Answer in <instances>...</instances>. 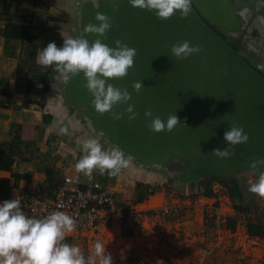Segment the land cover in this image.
<instances>
[{"label": "rangeland", "instance_id": "obj_1", "mask_svg": "<svg viewBox=\"0 0 264 264\" xmlns=\"http://www.w3.org/2000/svg\"><path fill=\"white\" fill-rule=\"evenodd\" d=\"M78 2H81L82 6L78 7L76 5ZM116 2L119 7L118 10L113 11L111 0H100L99 9H94L91 3L85 4L84 0H0V29L9 19L12 23L30 25L34 33L46 27H53L63 31L66 38L84 36L91 42V34L84 33L83 28L89 23H98L95 16L99 11L109 17L112 28L108 33H113L116 40L133 39L145 33L146 28L139 23V20L135 19L134 23L130 19V17L134 18L133 13L137 8L131 7L128 0H116ZM260 4L264 3L260 0H192L191 14L218 40L220 45L257 78L264 89V71L256 67L257 64L264 63V20L261 19L264 17V7L258 8ZM244 9L248 11L241 16L240 13ZM142 13L151 12L142 10ZM52 18L60 22L50 21L49 19ZM33 63L46 68L37 64L36 58ZM20 67L26 68L28 64L22 61ZM51 73L52 76H57L53 67ZM77 79L78 75L64 83L56 77L58 87L56 96L60 99L56 106L43 103L45 98L40 89L34 94L36 96L34 102L41 105H38L36 110L46 106L45 108H51L55 112V119L50 124L52 130L61 122L68 125L67 115L73 116L80 123L109 125L114 135L117 134L118 143L124 144L121 147L126 154L132 153L138 161L146 164L150 171L156 173V179L159 176L165 180L169 179V182L163 186L153 183L150 188L151 194L159 192L162 187L168 194L172 192L181 194L185 191L184 187L188 188V193L206 192L204 184L211 177L226 182L235 179L239 186V195L236 198L230 197L226 186L216 181H212L211 185L216 184L227 190L226 203H229L227 207L232 208L235 214H239L235 206L240 205L242 211L250 214L251 221L258 220L262 224V231L258 237L264 240V199L247 190L248 182L256 179L255 173L251 170H242L224 177L206 175L193 178L191 175L207 160L205 154L194 148L182 154L171 153L164 157L157 154L154 158L150 144L142 147L136 133L124 130L106 114H96L91 106L86 105L72 93L74 81ZM36 81L39 82V79ZM64 136L59 133L57 139L60 140ZM53 142L55 143L56 139ZM55 147L53 146L51 150L53 153ZM159 152L161 153V150ZM210 190L209 185L208 191ZM162 198L163 196H157L158 204ZM211 215H205L206 217L194 215L193 218L178 221L176 216L162 217L157 211L152 210L147 215L137 217L133 228H128L132 230L131 239H126L122 231L104 228L98 234H84L74 238L71 244L79 246L87 255L91 252L94 242L100 241L111 254L113 264H264V257L260 254L258 258L238 257L239 252L227 244L226 239H246L244 234L245 229L247 230L246 226L232 228L239 220L238 217L231 220L225 217L223 222L217 220L215 215ZM183 216L185 215L179 218ZM243 221L246 224L249 220ZM228 229H232L235 234L230 233Z\"/></svg>", "mask_w": 264, "mask_h": 264}, {"label": "clouds", "instance_id": "obj_2", "mask_svg": "<svg viewBox=\"0 0 264 264\" xmlns=\"http://www.w3.org/2000/svg\"><path fill=\"white\" fill-rule=\"evenodd\" d=\"M84 3H91L94 9L100 8V0H84ZM111 3L113 11L118 10L116 0H111ZM128 3L133 8L153 12L160 21L170 19L177 12L181 19L187 18L192 7V0H128ZM259 7H264V4L258 5ZM247 11L244 9L240 15L243 16ZM261 19L264 20V17ZM95 20L98 23L87 24L83 32L100 38L89 42L84 36H70L63 39L62 46L59 47L55 42L48 43L38 50L36 62L44 67H53L57 79L64 83L82 73L86 81L84 88L92 96L91 107L95 113H111L113 121H119L127 114L131 123L138 116L134 105L129 103L131 95L127 89L114 87L108 81L128 75L129 70L134 67L137 50L119 40L115 41V47L103 43L101 38H106L112 23L107 15L99 11ZM170 51L176 60H187L193 55H199L203 48L200 45L193 46L185 40L172 44ZM256 67L264 71V63H259ZM143 88L141 82L132 84L137 95ZM125 104L128 106L123 113L113 111L115 106ZM144 116L150 120L146 127L156 134L171 133L181 124L175 114H170L164 121L160 117L153 118L149 109ZM58 131L67 135L69 126L61 122ZM103 135L100 132L81 139L82 155L74 164L77 173L91 177L94 171H98L101 175L107 173L115 177L130 166L132 157L126 155L118 145H112L107 150L104 148L100 142ZM223 138L228 147L212 151V155L221 160L231 159L235 155V146L249 141L248 134L236 124L230 125ZM249 168L256 174V179L248 182L247 190L264 199V171L259 170L264 168V158H253ZM75 227L74 218L63 211H54L43 218L29 217L22 211L19 200H6L0 204V264H113L111 254L100 241L94 242L87 255L79 246L65 242Z\"/></svg>", "mask_w": 264, "mask_h": 264}, {"label": "water", "instance_id": "obj_3", "mask_svg": "<svg viewBox=\"0 0 264 264\" xmlns=\"http://www.w3.org/2000/svg\"><path fill=\"white\" fill-rule=\"evenodd\" d=\"M135 11L140 15H149L152 18L150 25L148 27L139 21L146 28V32L133 39L119 40L121 42L146 38L154 28L166 23L158 20L153 12L142 13L140 9ZM133 16L134 19L138 18L134 13ZM187 19L193 24L195 30L186 22L177 20L169 25L163 35L157 39L131 47L137 50L136 57L141 60V63H158L145 67V70L149 71V84L147 89L145 88L148 93L144 105L145 111L150 109L153 118L160 117L164 121L170 114H175L181 124L171 133H153L146 127L150 120L135 108L137 117L145 124L135 126L122 120L123 125L115 122L124 130L136 133L142 147L150 144L154 158L157 154L162 157L171 153L182 154L191 148L205 154L207 160L197 172L191 175L193 178L206 175L224 177L238 171L251 170L249 164L253 162V158H264V89L257 78L195 20L191 12ZM196 31L209 35L218 47L217 51L209 50ZM185 40L193 46L200 45L203 51L187 60H176L171 55V45ZM115 41L111 40L109 47H114ZM80 77L79 74L78 79L74 81V87ZM74 87L72 93H74ZM76 95L81 99L78 93ZM82 101L87 105V102ZM129 103L134 106L137 104L135 99ZM118 106L120 105L115 108ZM124 106L126 109L128 105ZM225 114L228 115L225 116ZM232 124L242 127L248 134L249 141L247 144L235 146L236 159L233 156L231 159L218 161L217 157L212 155V151L228 147L223 137L224 132ZM94 126L106 131L112 141L121 147L123 143H118L117 134L114 135L109 125L98 123ZM259 170L264 171V168Z\"/></svg>", "mask_w": 264, "mask_h": 264}, {"label": "crops", "instance_id": "obj_4", "mask_svg": "<svg viewBox=\"0 0 264 264\" xmlns=\"http://www.w3.org/2000/svg\"><path fill=\"white\" fill-rule=\"evenodd\" d=\"M260 1L264 3V0ZM25 59L26 44L14 40L7 41L0 36V89H4L6 92L4 96H0V102L4 104V107H0V148L2 149L0 154V204L6 200L14 199L19 194L28 193L33 188L50 193L60 187L63 175L73 174V166L82 155L80 150L82 138L103 132L104 135L100 142L104 148L107 150L110 146L116 145L106 131H102L88 122L80 123L71 115H67L69 133L64 134L62 139H57L58 127L54 130L50 128V124L56 116L55 112L51 108H45L46 106H42L39 110L35 109L40 104L34 102L36 100L34 94H37L39 89L42 93L43 85L31 77L28 67L19 69ZM27 80L33 82L30 92L25 91ZM43 98H45L43 103L47 102V105L56 106L59 103V100L55 102L54 99H47L44 95ZM44 113L53 117L49 125L43 124ZM50 143L52 146L49 147ZM53 146H56L54 153L51 151ZM120 148L125 153L122 147ZM126 155L132 157V162L118 176L112 177L107 173L101 175L98 171H94L91 177L82 174V187L88 186L93 181H99L109 193L115 196H120L122 193L125 195L124 200L119 203L121 209L135 206L145 210L143 215L151 213L153 207H172L177 209L178 216L183 214L188 216L193 213L195 217L198 215L206 217L212 216L211 214L214 213L211 210L214 208L213 206L220 205V209L225 211V217L230 220L238 217L239 220L232 228L245 226L247 228V223L244 225L242 222V213L235 214L232 208L227 207L229 203H226L228 194L225 188L220 189L219 185L212 184L210 185V195L206 194L205 197H201L198 191L188 193L187 187H184L185 191L181 194L174 192L168 194L163 187L159 192L151 194L150 188L153 183L163 186L169 182V179L165 180L160 176L156 179L154 171H150L133 155ZM147 192L149 194L146 195ZM140 194L143 195V199L137 202L136 199ZM157 196H163L160 204H158ZM213 210L215 211V209ZM249 218H251L250 214ZM110 226L117 232L123 231V228L127 229L129 234L125 236L126 239L132 238L130 234L133 225L122 221L116 223L113 219ZM226 228H228L227 225ZM78 237L80 236L73 232L69 233L67 236L69 244L72 239Z\"/></svg>", "mask_w": 264, "mask_h": 264}, {"label": "built area", "instance_id": "obj_5", "mask_svg": "<svg viewBox=\"0 0 264 264\" xmlns=\"http://www.w3.org/2000/svg\"><path fill=\"white\" fill-rule=\"evenodd\" d=\"M220 189L223 187L220 186ZM201 197L207 196L204 191L199 192ZM228 197V196H227ZM125 195L115 196L109 193L99 181H93L86 187H82V173H77L73 166L72 175H63L62 185L52 192H44L39 188H33L28 193H22L14 197L21 203L22 211L29 217L43 218L54 211H63L74 218L76 227L73 233L83 236L84 234L95 235L104 228H111L113 219L116 223L124 222L133 225L137 217L143 216L145 210L131 206L121 209L119 203ZM214 205V204H213ZM211 209L217 220L225 218V211L220 205ZM162 217H175L178 221L184 218H193L194 214L179 218L177 209L172 207H153ZM242 220L248 219L249 214L242 213ZM243 224L244 221H243ZM246 225V224H245ZM234 231V230H233ZM231 233L232 231L229 230ZM233 233V232H232ZM235 233H233L234 235ZM245 238L226 239L228 245L233 246L239 252L238 257L258 258L259 254L264 257V240L258 236L250 235L244 231Z\"/></svg>", "mask_w": 264, "mask_h": 264}, {"label": "trees", "instance_id": "obj_6", "mask_svg": "<svg viewBox=\"0 0 264 264\" xmlns=\"http://www.w3.org/2000/svg\"><path fill=\"white\" fill-rule=\"evenodd\" d=\"M50 21L60 22L58 19H49ZM0 36L4 40H14V41H20L21 43L26 44V59L25 63L28 64V73L31 75V77L35 79H39L42 87V94L46 96L47 99H54L55 102H57L58 99L56 96L58 87L56 85V75L52 76L51 68L52 67H46L42 68L35 63H33V60L37 56L38 50L42 49L43 47H46L48 43L55 42L57 46H62L64 37L63 31L53 28V27H46L43 28L41 31H38L34 33V30L32 27L26 23L24 24H16L12 23L11 20H7L5 23V26L0 29ZM20 69V66H19ZM33 87L32 80H27L25 83V91L30 92L31 88ZM5 90L0 89V96L5 95ZM0 107H4V104L0 102ZM43 124L49 125L53 117L50 114L44 113L42 116ZM2 153V149L0 148V154ZM212 181H216L220 183L223 186H226L229 191V195L232 198H236L239 195V186L235 179H229L228 182L219 179L217 177H211L209 178L208 182L204 184L206 190V194L210 195V192L208 191L209 185H211ZM203 186V185H202ZM143 199V195L140 194L136 201L140 202ZM235 210L241 214V213H247L242 211V207L240 205L235 206ZM247 223V231L250 235L259 236L262 231V224L256 220H250L248 219ZM123 236H127L129 234V231L127 229L123 228L122 231ZM67 243H69V240L66 239Z\"/></svg>", "mask_w": 264, "mask_h": 264}, {"label": "bare ground", "instance_id": "obj_7", "mask_svg": "<svg viewBox=\"0 0 264 264\" xmlns=\"http://www.w3.org/2000/svg\"><path fill=\"white\" fill-rule=\"evenodd\" d=\"M78 7L82 6L81 2H78L76 4ZM135 11V10H134ZM134 15L138 16V20L143 23L144 25H147L149 27L150 22H151V17L149 15H140V13L138 12H134ZM140 16V17H139ZM179 12H177L174 16H172L170 19L166 20L164 23V25L158 26L156 28H154L152 30V33L147 36L146 38H138V39H134V40H130L127 42H123L124 44H127L129 47H135V46H140L143 44H147L149 42H151L152 40L157 39L158 37L163 35V32L169 27V25L173 24L174 21L177 20H182L184 22H186L187 24H189V26H191L194 30L195 27L193 26V24L186 18V19H181ZM131 21L134 22L135 19L130 17ZM135 23V22H134ZM197 32V31H196ZM197 34L200 36L201 40L203 41V43L205 44L206 47H208V49H214L217 51L218 47L216 46L215 42L213 41V39L209 36V35H205L202 33H198ZM100 38L97 37L96 35H91L90 39L92 41H94L95 39ZM102 42L105 43L106 45H110V41L114 40L113 39V33H107L106 38H101ZM115 47V44H114ZM165 59L167 58V56H163ZM224 62V61H223ZM158 64L157 62H146V63H141V60L137 57H135L134 60V67L132 69L129 70L128 75L125 78L122 79H112L109 80L108 82L111 83L114 87L120 88V89H127L129 94L131 95L132 99L131 100H136L137 104L134 106L135 109H137L141 114H144L143 112L145 111L144 109V105L145 102L148 98V93L146 92L145 88L148 86L149 84V71L145 70L146 66H150V65H156ZM160 64V63H159ZM208 68V65H207ZM80 80L77 81L76 85H75V89L73 90L74 93H78V95L81 97L82 100H84L85 102H87L88 104H91L92 101V96L88 93V91L84 88V83H86V81L83 78V74H80ZM127 78V79H126ZM82 81H84V83H82ZM134 82H141L143 85V89L140 92L139 95L135 94V92L132 89V84ZM147 89V88H146ZM91 106V105H89ZM124 105H120L118 107H114L113 110H117L118 113H123L125 111V106ZM107 116H110V118L112 119L111 113H106ZM123 122H126L127 124L130 125H139V124H145V122L141 119H139L137 117V119H135L134 121H132L131 123H129L128 121V116L127 114L124 115V117L121 119ZM119 120L117 122H119L121 125H123L122 121ZM140 127V126H138ZM235 159L237 158L236 154L234 155ZM218 161H221V159H218Z\"/></svg>", "mask_w": 264, "mask_h": 264}]
</instances>
